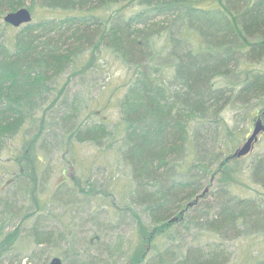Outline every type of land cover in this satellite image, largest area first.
Listing matches in <instances>:
<instances>
[{
	"label": "trees",
	"instance_id": "1",
	"mask_svg": "<svg viewBox=\"0 0 264 264\" xmlns=\"http://www.w3.org/2000/svg\"><path fill=\"white\" fill-rule=\"evenodd\" d=\"M21 7L32 11V22L14 27L4 20ZM38 10L53 16L37 17ZM102 53L119 58L132 74L112 127L82 118L67 98L76 79L87 82L86 68L103 64ZM263 61L264 0H0V179L21 182L16 196L30 194L42 214L52 202L41 195L56 150L57 163L73 166L85 180L72 189L94 198L97 183L84 176L89 170L75 150L88 141L107 146L120 130L121 159L131 172L126 201L149 219H136L146 251L128 264H222L219 246L201 244V235H264V153L244 166L250 153L234 157L236 143L229 144L241 135L239 114L251 121L257 104L264 115ZM225 104L236 109L233 126L221 118ZM110 170L111 190L99 194L104 199L114 195L117 177ZM246 173L259 186L257 196L232 189L247 186ZM72 189L63 190L70 199L61 200L70 211ZM34 208L22 222L32 218L36 243H48L55 231L35 230L43 229V214ZM6 209L19 213L9 203ZM185 224L199 234L175 245V227ZM4 239L1 252L13 242Z\"/></svg>",
	"mask_w": 264,
	"mask_h": 264
},
{
	"label": "rangeland",
	"instance_id": "2",
	"mask_svg": "<svg viewBox=\"0 0 264 264\" xmlns=\"http://www.w3.org/2000/svg\"><path fill=\"white\" fill-rule=\"evenodd\" d=\"M34 14L37 17L53 16L52 11L44 10H38ZM102 55L101 62L103 64L96 62V67L89 70L86 68L84 70L87 76L84 77L85 80L87 79L86 84H82L79 79H76L75 85L68 88L69 95L67 98L69 106L73 105V101L77 102V113L82 114V118L109 121L112 127V123L117 121L119 123L121 119L120 101L126 91V83L132 74L130 68L119 58L108 53H102ZM261 65L264 68V61L261 62ZM251 102L255 104L257 101L252 100ZM257 107V104L252 109L250 107L255 115L259 109ZM235 112L236 109L232 108L231 104H225L221 118L225 120V123L227 122L226 124L233 126ZM255 115L251 121L245 123L243 114H239L237 118H239L238 128L241 130V135L238 138L233 136V140L239 139L229 143L231 146L236 143L233 148H238L244 144L254 128ZM224 126L226 127V125ZM224 134L226 141L231 139L227 133ZM122 138V131L119 130L116 142L107 143L106 146L104 141L101 143L88 141L79 144L78 149L75 150L78 160L81 163L84 162L89 170L84 176L88 175L89 177L90 174V182L96 181L97 183L98 191L93 193L94 198L72 189L74 184L77 182L82 184L85 180L80 177L81 174L73 166H64V163L61 162L57 163L59 153L56 150H51L50 159L53 167L49 166L48 173L45 174L46 184L42 187L44 194L41 197L43 200L48 201L51 198L52 201L47 203L43 215L39 212L42 208H37L38 204L28 198L30 194H26L27 197L23 196L22 198L16 196L19 195L17 191L21 187V182L17 181L15 185H10L9 179L11 177L9 175L0 179V186L3 184V179H6L4 183L8 184L6 188L0 189V239L9 238V241L13 240L12 243H8V247L5 246V250L0 251V264H49L53 257L62 259L64 264H81L82 261L94 262V264H128L130 256H140L146 251V242H142L138 238L136 219L139 217L145 223H149V219L139 209L134 211L130 207V203L126 201L128 199L126 198V190H130L126 184L131 182V172L121 159V152L125 148ZM223 149L225 150L226 146ZM262 153H264V132L259 135V140L242 163L245 164L244 166H248L255 156ZM106 163L110 164V166L108 165L110 169L115 168L117 180L113 186L114 195L104 199V195L99 194L111 190L106 183L109 182L111 185L113 181H109V178H114L112 170L107 167ZM92 167L95 168L94 171L92 170L93 172L89 169ZM91 173L95 174L91 175ZM247 174L242 177L247 186L238 185L232 189L244 197L257 196L259 186ZM23 188L26 189V187ZM71 189L74 190V195L70 206L74 205V207L70 211L66 210L61 200L70 199L64 191H71ZM8 203L12 207L15 205L19 213L15 214V211L7 210L6 205ZM34 207L37 208V215L43 216L39 219L43 229L35 230L40 232L53 229L56 240L54 237L48 243H36V237L33 236V219L29 218L30 221L25 224L22 222L24 215L35 212ZM121 211L126 213L123 214ZM186 225L175 227L177 233L174 240L175 245L181 243L182 237H185L186 242H191L192 238L199 234L197 229ZM220 237L217 232H209V234L201 235L200 243L210 244L213 249L219 246L223 252L222 264H261L264 258V235L238 236V238L232 237L225 240L222 237L220 239ZM207 239L209 242L206 241ZM126 244H131L132 247L129 254L125 252ZM122 249L123 251H121ZM151 251L152 249L148 253Z\"/></svg>",
	"mask_w": 264,
	"mask_h": 264
},
{
	"label": "water",
	"instance_id": "3",
	"mask_svg": "<svg viewBox=\"0 0 264 264\" xmlns=\"http://www.w3.org/2000/svg\"><path fill=\"white\" fill-rule=\"evenodd\" d=\"M4 20L13 25L14 27H19L23 24L30 23L33 20V13L28 7H21L16 11L8 12L4 16ZM264 114V111H263ZM264 132V121L260 116L254 123V128L244 142V144L238 147L233 153L234 157H243L248 155L254 148L255 143L259 140V135ZM49 264H63L60 258L55 257L51 260Z\"/></svg>",
	"mask_w": 264,
	"mask_h": 264
},
{
	"label": "flooded vegetation",
	"instance_id": "4",
	"mask_svg": "<svg viewBox=\"0 0 264 264\" xmlns=\"http://www.w3.org/2000/svg\"><path fill=\"white\" fill-rule=\"evenodd\" d=\"M259 116H261V113H260V112H258V113L255 115L256 118H254V119L256 120ZM263 119H264V117H263ZM255 120H254V121H255ZM250 131H251V130H250ZM249 133H250V132H249Z\"/></svg>",
	"mask_w": 264,
	"mask_h": 264
}]
</instances>
